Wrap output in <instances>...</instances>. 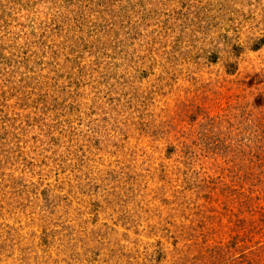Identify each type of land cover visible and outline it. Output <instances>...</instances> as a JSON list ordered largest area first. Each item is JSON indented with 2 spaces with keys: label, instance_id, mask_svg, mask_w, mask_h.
<instances>
[{
  "label": "rangeland",
  "instance_id": "374dc122",
  "mask_svg": "<svg viewBox=\"0 0 264 264\" xmlns=\"http://www.w3.org/2000/svg\"><path fill=\"white\" fill-rule=\"evenodd\" d=\"M0 264H264V0H0Z\"/></svg>",
  "mask_w": 264,
  "mask_h": 264
}]
</instances>
